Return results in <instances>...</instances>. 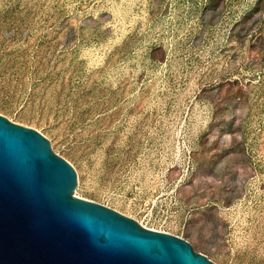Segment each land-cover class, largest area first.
<instances>
[{
  "label": "rangeland",
  "instance_id": "374dc122",
  "mask_svg": "<svg viewBox=\"0 0 264 264\" xmlns=\"http://www.w3.org/2000/svg\"><path fill=\"white\" fill-rule=\"evenodd\" d=\"M0 115L73 196L264 264V0H0Z\"/></svg>",
  "mask_w": 264,
  "mask_h": 264
},
{
  "label": "water",
  "instance_id": "95a60500",
  "mask_svg": "<svg viewBox=\"0 0 264 264\" xmlns=\"http://www.w3.org/2000/svg\"><path fill=\"white\" fill-rule=\"evenodd\" d=\"M74 187L43 136L0 115V264H213Z\"/></svg>",
  "mask_w": 264,
  "mask_h": 264
}]
</instances>
